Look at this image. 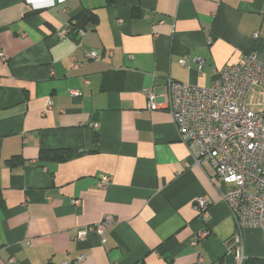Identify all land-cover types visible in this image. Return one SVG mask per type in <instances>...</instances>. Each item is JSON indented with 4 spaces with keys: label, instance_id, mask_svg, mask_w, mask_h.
<instances>
[{
    "label": "crops",
    "instance_id": "1",
    "mask_svg": "<svg viewBox=\"0 0 264 264\" xmlns=\"http://www.w3.org/2000/svg\"><path fill=\"white\" fill-rule=\"evenodd\" d=\"M251 52L264 62V0H0V264H240L226 185L143 90L211 87ZM244 254L264 259V229Z\"/></svg>",
    "mask_w": 264,
    "mask_h": 264
},
{
    "label": "built area",
    "instance_id": "2",
    "mask_svg": "<svg viewBox=\"0 0 264 264\" xmlns=\"http://www.w3.org/2000/svg\"><path fill=\"white\" fill-rule=\"evenodd\" d=\"M35 7L52 5L67 0H29ZM60 38L68 37V30L60 32ZM258 34H254L257 38ZM0 57H5L0 54ZM95 51L87 58H97ZM205 59L200 58L203 65ZM182 65H186L184 60ZM255 88L263 95L260 108L249 105V97ZM148 110L168 109L178 128L181 140L195 150V160L200 166L212 170V179L226 185L223 200L236 224L232 251L245 260L244 232L247 228L264 229V62L255 52L248 53L236 63H227L217 72L211 87L191 85L171 77L167 79V92L157 94L152 89L143 90ZM72 96L79 94L71 90ZM110 179L101 181L104 187ZM210 202L204 196L195 200V207L202 218L208 216ZM115 218L106 216L95 225L85 226L76 233V239H86L96 231L104 237L105 230ZM208 234L204 231L193 239L195 244ZM85 256L78 257V261ZM11 257L10 264L15 263ZM64 264H68L67 262Z\"/></svg>",
    "mask_w": 264,
    "mask_h": 264
},
{
    "label": "rangeland",
    "instance_id": "3",
    "mask_svg": "<svg viewBox=\"0 0 264 264\" xmlns=\"http://www.w3.org/2000/svg\"><path fill=\"white\" fill-rule=\"evenodd\" d=\"M263 95L259 88H255L249 97V105L253 108H260L262 105Z\"/></svg>",
    "mask_w": 264,
    "mask_h": 264
},
{
    "label": "trees",
    "instance_id": "4",
    "mask_svg": "<svg viewBox=\"0 0 264 264\" xmlns=\"http://www.w3.org/2000/svg\"><path fill=\"white\" fill-rule=\"evenodd\" d=\"M75 30H76V25L74 24L72 28V33L73 31L75 33L76 32ZM242 264H264V259L251 257V258L245 259Z\"/></svg>",
    "mask_w": 264,
    "mask_h": 264
},
{
    "label": "water",
    "instance_id": "5",
    "mask_svg": "<svg viewBox=\"0 0 264 264\" xmlns=\"http://www.w3.org/2000/svg\"><path fill=\"white\" fill-rule=\"evenodd\" d=\"M87 22H88V18L86 19L82 18L78 22H76L77 33L84 31Z\"/></svg>",
    "mask_w": 264,
    "mask_h": 264
}]
</instances>
